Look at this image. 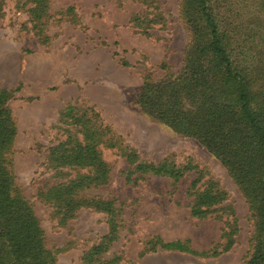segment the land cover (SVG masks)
<instances>
[{
    "label": "rangeland",
    "instance_id": "obj_1",
    "mask_svg": "<svg viewBox=\"0 0 264 264\" xmlns=\"http://www.w3.org/2000/svg\"><path fill=\"white\" fill-rule=\"evenodd\" d=\"M211 4L236 65L264 84V0ZM189 11L187 0H0V90L13 93L16 129L3 165L42 242L27 264H247L258 229L237 179L140 98L182 75ZM164 159L183 174L150 170ZM208 190L213 204L196 207Z\"/></svg>",
    "mask_w": 264,
    "mask_h": 264
},
{
    "label": "trees",
    "instance_id": "obj_2",
    "mask_svg": "<svg viewBox=\"0 0 264 264\" xmlns=\"http://www.w3.org/2000/svg\"><path fill=\"white\" fill-rule=\"evenodd\" d=\"M187 1L193 9L188 12L193 17L188 22L196 30L182 75L164 89L153 88L150 94L154 99L145 91L140 98L159 109V119L197 138L223 158L256 217V245L247 264H264V84L255 87L253 78L236 65L228 32L219 28L211 0ZM12 96L11 90H0V264H11L6 258L8 249L14 259L27 264V258L42 248V242L37 219L27 202L12 190V175L3 165L2 149L16 132L10 111L4 107ZM166 167L169 164L164 159L150 170L174 178L183 174ZM64 191L72 189L66 187ZM48 197H54L53 190ZM214 198L205 191L196 207L213 204ZM72 203L82 205L76 200ZM194 213L203 214L204 210ZM165 245L183 248L180 242ZM46 260L44 256L42 263ZM31 263L36 264V260Z\"/></svg>",
    "mask_w": 264,
    "mask_h": 264
}]
</instances>
